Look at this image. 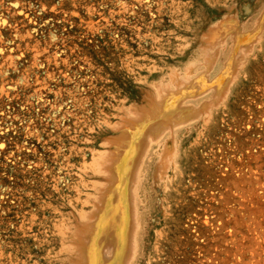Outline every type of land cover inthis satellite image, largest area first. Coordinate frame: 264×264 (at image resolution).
I'll return each mask as SVG.
<instances>
[{
  "label": "rangeland",
  "instance_id": "rangeland-1",
  "mask_svg": "<svg viewBox=\"0 0 264 264\" xmlns=\"http://www.w3.org/2000/svg\"><path fill=\"white\" fill-rule=\"evenodd\" d=\"M172 72L191 117L129 124ZM95 204L115 264H264V0H0V264H74Z\"/></svg>",
  "mask_w": 264,
  "mask_h": 264
},
{
  "label": "bare ground",
  "instance_id": "bare-ground-1",
  "mask_svg": "<svg viewBox=\"0 0 264 264\" xmlns=\"http://www.w3.org/2000/svg\"><path fill=\"white\" fill-rule=\"evenodd\" d=\"M233 25V24H232ZM231 25V26H232ZM230 26V25H229ZM221 27V26H220ZM216 27H214V29H215ZM218 28V27H217ZM221 29H222V27H221ZM220 29V30H221ZM212 30H210V32H211ZM210 32H208L207 33V35H205L206 37L204 38L205 39V41H206V43H205V45L206 44H212V42H213V39H214V42L216 41L217 43L218 42H220V41H217L218 40V38L217 39H215V36L217 37V34H215L214 32H212V33H210ZM222 32H223V30L221 31V37H222ZM234 33H235V31H234ZM213 35H215V36H213ZM223 38V37H222ZM238 41H239V39H238ZM213 42V43H214ZM216 44V43H215ZM212 46H214L213 44H212ZM205 49L206 48H209V46L208 47H204ZM204 50V49H203ZM208 51V50H207ZM206 52V51H205ZM205 54V53H204ZM206 55V54H205ZM211 57V56H210ZM212 57H213V55H212ZM234 57V56H233ZM212 61V60H211ZM208 63V62H207ZM209 63H210V61H209ZM208 67V66H207ZM232 67L234 68V66L232 65ZM229 68H230V66H229ZM232 69V68H231ZM232 72V71H231ZM187 73H188V70H187ZM226 73H228V72H226ZM171 74V75H170ZM169 74V76H170V78H169V83L168 84H161V85H157V87L156 88H154L155 90H153V92L155 91V93L156 94H153L151 91V95L150 94H148L147 93V95L145 96L146 98H144L145 99V101H144V103L141 105V106H143L142 107V109H141V114H136V112H135V114H134V112H132L131 114H130V116H132V114H134L135 116L132 118V117H129V118H127L128 119V122H129V124H130V121L131 122H139L138 120H142V119H144L146 116H148V117H151L152 118V120L154 121V123L156 124H158V123H160L159 124V131L161 132L162 130H164V129H172V131L171 132H173V130L175 129V127L176 126H178V125H181V124H183V123H185L190 117H191V115H190V113H191V110H190V108H191V106L190 105H188L186 102H187V100H189V99H193V98H195V97H197V96H199V95H201V93H205L206 91H203V92H201V89H203V86H205L206 85V83H205V85H203L201 82H199V81H195V80H192L191 78H188L186 81H183V80H181V79H179L178 78V75L176 74V72H172V73H170ZM203 74V73H202ZM232 74V73H231ZM205 74H203L202 76H204ZM201 76V75H200ZM233 76V75H232ZM207 77V76H206ZM227 78V77H226ZM220 83V82H219ZM172 84H173V86H172ZM208 84V83H207ZM223 84V83H222ZM229 84V83H228ZM218 86V85H217ZM207 86H205V88H206ZM223 88H225L224 86H223ZM209 89V88H208ZM207 89V90H208ZM198 90H200V92L198 91ZM204 90V89H203ZM215 91H217V90H215ZM222 91V90H221ZM225 91L223 90V92L221 93V94H223ZM217 94H220V91L219 92H217ZM215 95V94H214ZM223 95H225V94H223ZM217 96V95H216ZM222 97V96H221ZM214 100V99H213ZM219 100V99H218ZM220 100H221V98H220ZM219 100V101H220ZM216 101V100H215ZM218 101V102H219ZM186 103V104H185ZM132 109V108H131ZM131 109H129L128 110V112H130V110ZM132 111V110H131ZM137 111V110H136ZM138 112V111H137ZM127 113V112H126ZM125 113V114H126ZM205 113V112H204ZM202 114V113H201ZM127 115V114H126ZM126 115H125V117H126ZM124 116V115H123ZM129 116V115H128ZM137 116V117H136ZM121 118V117H120ZM196 119V118H195ZM121 121H123V119H121ZM120 121V122H121ZM125 121V120H124ZM144 123V122H143ZM126 124H125V122H124V126H125ZM143 125V124H142ZM123 127V126H122ZM145 127V126H144ZM121 128V127H120ZM133 130V129H132ZM143 130H144V128H143ZM153 130V129H152ZM120 131V130H119ZM150 131V130H149ZM164 131H166V130H164ZM121 132V131H120ZM138 133V132H137ZM133 134V133H132ZM148 134H150V132H148ZM153 134V133H152ZM161 134H163V133H160V135H158L159 137L160 136H162ZM133 137V136H132ZM149 137V136H148ZM127 138V137H126ZM129 138L130 137H128V139L127 140H129ZM140 138H141V136H140ZM147 138V137H146ZM155 139H158L157 137L155 138ZM111 141H114V140H111ZM118 141V140H117ZM145 141V140H144ZM155 141V140H154ZM129 142V141H128ZM127 142V143H128ZM130 142H132V141H130ZM108 143L109 144H111V143H113V142H110V141H108ZM119 143V142H118ZM133 143H134V141H133ZM145 144H147V142L145 143ZM152 144V143H151ZM129 145H130V143H129ZM107 146H109V145H107ZM111 147L112 146H109V148L111 149ZM144 147V146H143ZM148 147H150V146H148ZM148 147L147 146H145V148L146 149H148ZM109 148H108V150H109ZM113 148V147H112ZM130 148V147H129ZM137 148V147H136ZM145 148H144V150H145ZM128 149V148H127ZM126 149V150H127ZM132 149V148H131ZM142 149V148H141ZM107 150V151H108ZM141 151H143V150H141ZM145 151H147V150H145ZM95 153V152H94ZM132 153V152H131ZM112 154V153H111ZM121 154V153H120ZM143 154H145V152H143L142 153V155L141 156H144ZM147 154V153H146ZM117 155V154H116ZM122 155V154H121ZM130 155V154H129ZM108 157L109 158V156H108V154L107 155H105V156H103L104 157V159H105V157ZM114 156V155H113ZM102 157V156H101ZM119 157V156H118ZM135 157V156H134ZM139 157V156H138ZM161 164H165L166 163V161H163V160H168L169 158V156L167 157V154H166V152H165V150H163V152L161 153ZM98 158H99V156H98ZM141 158V157H140ZM168 158V159H167ZM104 159H99V160H104ZM122 159V158H121ZM143 159V158H142ZM98 160V161H99ZM105 160H107V159H105ZM112 160V161H111ZM109 159V160H107V161H104V162H101V163H103V164H101V165H99V163L96 165L98 168H99V166H100V171H102L101 173L104 175V177H105V179H106V184H104V189L102 188V191H100V192H102V194H101V196L103 197V199L102 200H105V198H106V196H107V194H108V190H109V187H110V178H113L112 177V173L113 172H115L116 170H113V159ZM125 160V159H124ZM115 161V160H114ZM121 161V160H120ZM131 161V160H130ZM137 162V161H136ZM168 162V161H167ZM115 163H117V161L115 162ZM128 163V162H127ZM120 164V163H119ZM123 165V164H122ZM96 167V168H97ZM117 167V166H116ZM114 169H116L115 168V164H114ZM98 170V169H97ZM98 170V171H99ZM120 170V169H119ZM122 173H123V171H122ZM113 174H115L116 175V173H113ZM135 177V176H134ZM117 178V177H116ZM120 178V177H119ZM122 178V177H121ZM105 179H104V181H105ZM114 179V178H113ZM134 179V178H133ZM136 179V178H135ZM134 182V180H132V182L131 183H133ZM105 183V182H104ZM114 183H116V180H115V182ZM130 187V186H129ZM131 187H132V185H131ZM111 188V187H110ZM99 190V189H98ZM99 192V191H98ZM130 193H131V190L129 191ZM109 196V195H108ZM130 197H133L131 194L129 195ZM97 199V198H96ZM130 199H132V198H130ZM98 200V199H97ZM107 202V201H106ZM131 202H132V200H131ZM101 203V202H100ZM133 204V203H132ZM111 205V204H110ZM128 205V204H127ZM109 206V205H108ZM132 208H133V206H131ZM94 209L93 210H91L92 212L90 213L89 212V220L87 219V222H85V223H83V221L81 220V223H83L82 225H80L79 226V228H77V233H76V231H75V233L77 234V238H75V239H77V245H75V249H76V246H77V254H76V257H77V260H76V262L74 263V264H98V263H100V264H110L111 262L110 261H113V259H115L116 257H117V254H120V252L119 251H121V249H119V253L116 251V243L114 244V243H110L109 245H103V243L106 241V234L108 233V232H110V230H109V228L107 229V230H105V233H103V231L101 230V227H100V225H99V223H100V221H99V223H98V220H100V218H101V210H103L104 209V205L102 204V205H99V204H95V206L93 207ZM106 208V207H105ZM131 208V209H132ZM112 211V210H111ZM132 211H133V209H132ZM125 212V211H124ZM115 213V212H114ZM109 214V213H108ZM108 214H107V216H108ZM118 214H119V212H118ZM125 214H126V212H125ZM124 214V215H125ZM129 214H131V212L130 213H128V215ZM101 215V216H100ZM127 215V214H126ZM132 215V214H131ZM86 216H88V214L86 215ZM133 216V215H132ZM120 217H121V215H120ZM125 217V216H124ZM86 218H88V217H86ZM85 218V219H86ZM134 218V217H133ZM127 219V217H125V219H124V221ZM84 220V219H83ZM110 220V219H109ZM133 220V219H132ZM123 221V222H124ZM107 222H108V219H107ZM136 222V221H135ZM80 222H79V224H81ZM126 223V222H125ZM125 223H123V225L125 224ZM78 224V225H79ZM108 224V223H107ZM115 224H117V223H115ZM134 224V223H133ZM122 225V227H123V229L125 228L124 226ZM117 226V225H116ZM126 226V225H125ZM108 227V226H107ZM132 227H133V230L132 231H135L136 229H134L135 228V226L134 225H132ZM119 228V227H118ZM103 229V228H102ZM111 229V228H110ZM114 229V228H113ZM121 230V231H124V230ZM118 231V230H117ZM65 233V232H64ZM74 233V232H73ZM118 233H119V231H118ZM117 233V234H118ZM63 234V233H62ZM121 234H123L122 232L120 233V235ZM111 235H112V232H111ZM135 234H134V232H133V236H134ZM123 236H124V234H123ZM121 237H122V235H121ZM69 238H71V236L69 237ZM118 238H119V235H118ZM126 238V237H125ZM128 238V237H127ZM74 239V240H75ZM120 239V238H119ZM124 239V238H123ZM109 240V239H108ZM131 240V239H130ZM132 240H133V238H132ZM131 240V241H132ZM135 240V239H134ZM134 240L132 241V243H134ZM76 241V240H75ZM117 241H118V239H117ZM121 242L122 241H124V240H120ZM119 241V242H120ZM126 241V240H125ZM121 242H120V244H121ZM75 243V242H74ZM130 244L131 246L133 245V244ZM119 244V245H120ZM117 245H118V243H117ZM122 245H123V243H122ZM125 246V245H124ZM130 246V247H131ZM122 246H120V248H121ZM70 248H72L71 247V245H70ZM74 248V247H73ZM131 249H133V247H131ZM73 250V249H72ZM127 250V249H126ZM75 253H76V251L75 250H73ZM129 251H131V250H129ZM117 252V253H116ZM132 252L134 253V251L132 250ZM132 252H129V255L132 253ZM123 253V252H122ZM132 253V254H133ZM121 255V254H120ZM75 256V255H74ZM73 256V257H74ZM75 257V258H76ZM119 255H118V259H119ZM131 257V256H130ZM129 257V258H130ZM134 257V256H133ZM72 260V259H71ZM116 260V259H115ZM126 260H128L129 261V259H126ZM117 262H119V261H117ZM127 262V261H126ZM125 262V263H126ZM113 263H114V261H113ZM123 263V262H122ZM130 263H131V261H130ZM115 264V263H114ZM118 264V263H117ZM127 264V263H126Z\"/></svg>",
  "mask_w": 264,
  "mask_h": 264
}]
</instances>
